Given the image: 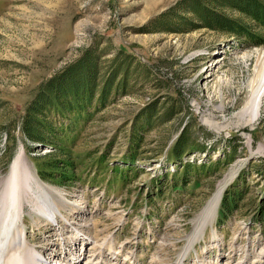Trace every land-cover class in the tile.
Wrapping results in <instances>:
<instances>
[{"label": "rangeland", "instance_id": "rangeland-1", "mask_svg": "<svg viewBox=\"0 0 264 264\" xmlns=\"http://www.w3.org/2000/svg\"><path fill=\"white\" fill-rule=\"evenodd\" d=\"M178 1L0 0V189L22 151L55 192L56 212L77 224L85 218L95 239L87 245L104 254L87 262L85 241L64 245L63 232L49 231L51 222L26 203L22 237L40 251L48 237L59 251L54 263L77 246L71 264H264V96L256 121L241 111L264 45L204 26L172 30L175 16H189ZM221 11L254 25L234 8ZM121 49L133 55L119 58L126 87L104 108L96 99L64 149L46 153L25 138L20 124L41 82L86 50L101 55L104 73ZM149 104L150 122L140 118ZM186 124L195 147L172 157ZM232 184L240 195L225 211ZM23 253L0 245V264Z\"/></svg>", "mask_w": 264, "mask_h": 264}, {"label": "trees", "instance_id": "trees-1", "mask_svg": "<svg viewBox=\"0 0 264 264\" xmlns=\"http://www.w3.org/2000/svg\"><path fill=\"white\" fill-rule=\"evenodd\" d=\"M225 6L238 10L254 25L223 13L221 9ZM180 7H183L189 16H175L179 23L175 24L172 30L183 31L204 26L236 36L246 45H264V0H179L175 9ZM185 25L189 26L184 27ZM120 57L128 61L133 55L121 49L109 61L108 70L103 73L100 69L101 55L91 54L90 50H86L65 68L41 82L27 103L22 117L20 129L25 138L37 148L40 145L52 149L46 153L64 149L65 137L74 132L80 122L87 121L92 116L90 109L95 100H99L96 109L104 108L110 95L119 89L120 85L126 87V75L129 70L126 68L122 71L124 62L119 61ZM120 74L124 75L122 82L121 79L117 81ZM179 93L182 94L181 91ZM150 105L144 108L146 114L140 118L147 117L149 121L154 117L155 110L150 109ZM168 113L166 111L163 114ZM190 126L186 124L182 129L173 146L172 157H181L186 148L195 147V143L186 140ZM137 155L131 156V159L137 160ZM189 165L192 164H187L188 168L183 172L190 169ZM238 187V184H232L226 189L223 210L228 208L230 196L240 195Z\"/></svg>", "mask_w": 264, "mask_h": 264}, {"label": "bare ground", "instance_id": "bare-ground-1", "mask_svg": "<svg viewBox=\"0 0 264 264\" xmlns=\"http://www.w3.org/2000/svg\"><path fill=\"white\" fill-rule=\"evenodd\" d=\"M258 67L257 77L253 82L246 103L241 110L244 113L243 116L249 112L251 117L250 121H256L258 119L261 102L264 96V50L260 51L258 54ZM2 184V189H0V245L8 243L11 247L15 246L17 249L23 248L24 252L23 255L19 254L18 256L16 254L15 258L8 260V262H3L4 264H67L66 262L71 264V261L75 259L76 255L79 253L77 246H72L74 249L67 251L64 258H61L59 262L57 261L54 263V258L59 255V251L56 250V246L51 245L48 237L46 238L49 243L46 242L47 244L43 247L44 249L42 251L29 249L27 243H25L26 238L23 239L22 237V231H24V228L20 224L26 203L30 204L33 211L37 213L39 217L43 216L51 222L49 231L51 229L55 230V232H63L60 235L63 238L64 245H69L71 242L77 244L80 240L83 242L85 241L86 249L85 252L81 253V256L87 257V249L89 248V245H87L88 239L90 237L95 240L92 236H89L88 230L90 226L88 223L85 224V218L77 217V224L75 217L70 218V215L63 216L56 212L58 207L52 199L55 192L50 187L48 188L44 185L41 180L34 175L33 170L22 151L14 157L8 172L2 179ZM81 213H83L82 210ZM58 215L61 217L63 216L66 219H61ZM51 218L53 220H51ZM63 221H67L70 225L76 223L77 227L67 228L63 225ZM81 224L85 225L83 226ZM72 230H78L76 235H71V233H73ZM1 234L4 235L3 239L1 238ZM93 240L90 245H92ZM95 248L97 249L96 245L90 246L88 250L90 253H88L89 258L87 259V262H93V260L96 259L95 257H101L104 255L101 251L95 252ZM2 257L3 255L1 254L0 260ZM93 257L94 259L91 260Z\"/></svg>", "mask_w": 264, "mask_h": 264}, {"label": "water", "instance_id": "water-1", "mask_svg": "<svg viewBox=\"0 0 264 264\" xmlns=\"http://www.w3.org/2000/svg\"><path fill=\"white\" fill-rule=\"evenodd\" d=\"M45 148V147H44ZM49 151V150H48Z\"/></svg>", "mask_w": 264, "mask_h": 264}]
</instances>
